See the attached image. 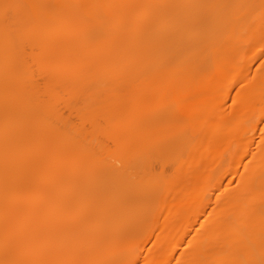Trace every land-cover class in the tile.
I'll use <instances>...</instances> for the list:
<instances>
[{
    "label": "bare ground",
    "instance_id": "bare-ground-1",
    "mask_svg": "<svg viewBox=\"0 0 264 264\" xmlns=\"http://www.w3.org/2000/svg\"><path fill=\"white\" fill-rule=\"evenodd\" d=\"M0 264H264V0H0Z\"/></svg>",
    "mask_w": 264,
    "mask_h": 264
}]
</instances>
